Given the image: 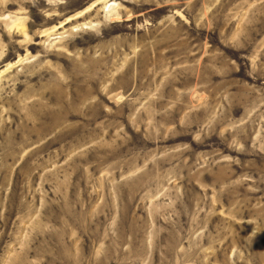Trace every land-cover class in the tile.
Returning a JSON list of instances; mask_svg holds the SVG:
<instances>
[{
	"label": "rangeland",
	"instance_id": "obj_1",
	"mask_svg": "<svg viewBox=\"0 0 264 264\" xmlns=\"http://www.w3.org/2000/svg\"><path fill=\"white\" fill-rule=\"evenodd\" d=\"M0 264H264V0H0Z\"/></svg>",
	"mask_w": 264,
	"mask_h": 264
},
{
	"label": "bare ground",
	"instance_id": "obj_2",
	"mask_svg": "<svg viewBox=\"0 0 264 264\" xmlns=\"http://www.w3.org/2000/svg\"><path fill=\"white\" fill-rule=\"evenodd\" d=\"M107 7V6H106Z\"/></svg>",
	"mask_w": 264,
	"mask_h": 264
}]
</instances>
